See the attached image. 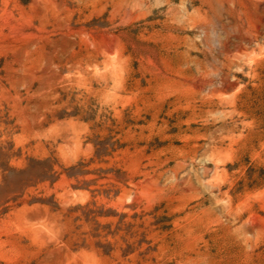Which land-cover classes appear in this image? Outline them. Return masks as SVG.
I'll return each instance as SVG.
<instances>
[{
    "label": "rangeland",
    "instance_id": "obj_1",
    "mask_svg": "<svg viewBox=\"0 0 264 264\" xmlns=\"http://www.w3.org/2000/svg\"><path fill=\"white\" fill-rule=\"evenodd\" d=\"M0 264H264V0H0Z\"/></svg>",
    "mask_w": 264,
    "mask_h": 264
}]
</instances>
